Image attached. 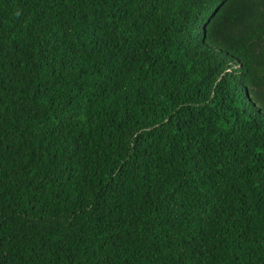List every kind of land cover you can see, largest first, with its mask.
<instances>
[{
	"label": "trees",
	"instance_id": "obj_1",
	"mask_svg": "<svg viewBox=\"0 0 264 264\" xmlns=\"http://www.w3.org/2000/svg\"><path fill=\"white\" fill-rule=\"evenodd\" d=\"M0 264H264V0H0Z\"/></svg>",
	"mask_w": 264,
	"mask_h": 264
}]
</instances>
